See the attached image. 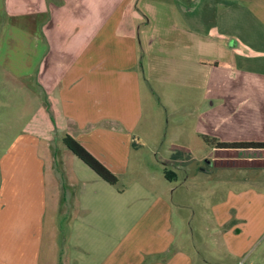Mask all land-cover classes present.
Wrapping results in <instances>:
<instances>
[{"label":"crops","instance_id":"0c3cea01","mask_svg":"<svg viewBox=\"0 0 264 264\" xmlns=\"http://www.w3.org/2000/svg\"><path fill=\"white\" fill-rule=\"evenodd\" d=\"M0 77L33 95L40 119L0 159V264L242 255L264 219V149L202 137L264 143V0H0ZM147 91L185 119L158 121ZM65 135L132 188L120 207L133 223L110 251L99 221L107 196L79 191L52 151ZM193 182L199 197L221 199L198 208L189 230L182 197ZM77 211L82 220L71 219Z\"/></svg>","mask_w":264,"mask_h":264},{"label":"rangeland","instance_id":"374dc122","mask_svg":"<svg viewBox=\"0 0 264 264\" xmlns=\"http://www.w3.org/2000/svg\"><path fill=\"white\" fill-rule=\"evenodd\" d=\"M2 80L3 79L0 77V159L10 142L17 135L23 132L28 125L30 126L31 124H36L37 120H40L39 118H33L37 109V102L33 99V95L24 89H16L13 86L5 85L2 83ZM146 94L148 98H150V105L153 110L159 113L157 117L158 121L161 120L163 121V124H166V120H168L169 125L175 126L180 121L182 122V119H185L179 113H175V111L179 112V110H181L180 106L176 104L175 101L173 102L175 104V108L170 107L167 110L166 115L164 100L162 99V101H160L157 97L151 95L149 91H147ZM186 119L189 121L190 118ZM57 136L59 137V134L55 133L53 138L57 139ZM52 144L53 152H55L58 148L62 151V163L64 164V168L67 173L69 175L74 173L77 175V179L80 180V184L77 185L79 187V191H81V188L83 189V187L86 186L90 192L92 190L94 192V189L99 188L104 191L102 193L107 196V210L102 212L99 221H101L104 226L102 231L106 234L108 242L107 249L110 251L119 239L129 231L133 223V214L131 212H124L125 210L123 211L120 207L121 204L123 209H125L124 207L126 202H129L127 195L132 191V188L128 185V179L126 177L121 178V181L117 184V186L108 185L99 179L80 160L73 156L63 145H61L60 141L57 144V141L53 140ZM56 156H58V153H56ZM148 167L151 168L152 165L148 164ZM85 174L90 177H85ZM95 180L98 182V185L95 183ZM82 183H86L85 186H83ZM192 185V188L186 189V197H182V200H184L183 203L187 208L182 211L181 215L188 218L189 230H193V227L198 226L197 224L200 223L198 218V208L201 209L202 207L207 206L208 199L210 203L211 200L212 202H215L216 199H221L201 198L198 196L197 191L194 190L196 189L194 182ZM123 190L125 191L123 195H119L120 197L115 199L114 197L118 196V194L121 193L120 191ZM182 191L185 190L182 189ZM77 197L79 196L77 195ZM191 212H194V214ZM91 216V220H97L98 218H96L93 214ZM74 217L75 218L71 217V219H74L75 221L80 219L82 220L83 213L81 211H77L75 212ZM95 232L96 230L91 232L93 238L98 236ZM198 232L202 238L205 237L200 230ZM210 247V245H203L201 251L204 254H208ZM220 248L222 250V246ZM242 249L244 250L242 255L233 262L234 264H264V219L256 229H253V232L250 234L248 240H246L244 245H242ZM211 253L214 255L215 259H218L219 261L223 260L222 251H218V254L214 252Z\"/></svg>","mask_w":264,"mask_h":264},{"label":"trees","instance_id":"16d2710c","mask_svg":"<svg viewBox=\"0 0 264 264\" xmlns=\"http://www.w3.org/2000/svg\"><path fill=\"white\" fill-rule=\"evenodd\" d=\"M202 140L209 146L221 149H264V143H222L207 137H202ZM61 142L73 156L87 166L99 179L111 186L117 184V177L93 157L77 140L65 135Z\"/></svg>","mask_w":264,"mask_h":264}]
</instances>
